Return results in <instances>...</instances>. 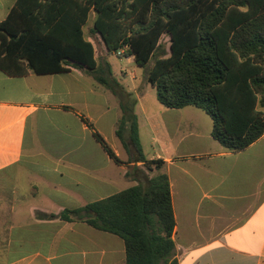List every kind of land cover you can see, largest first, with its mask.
I'll use <instances>...</instances> for the list:
<instances>
[{"label":"crops","instance_id":"1","mask_svg":"<svg viewBox=\"0 0 264 264\" xmlns=\"http://www.w3.org/2000/svg\"><path fill=\"white\" fill-rule=\"evenodd\" d=\"M16 2L0 0V22ZM95 18L92 10L84 31L96 49ZM103 46L98 66L112 71L119 95L72 63L49 74L0 69V264H125L120 237L37 213L82 208L159 173L171 187L179 264H264V135L245 150L227 149L205 110L165 107L147 74L134 70L127 83L130 73L115 69ZM132 101L142 152L163 160L160 170L148 172L129 134L128 146L117 134Z\"/></svg>","mask_w":264,"mask_h":264},{"label":"trees","instance_id":"2","mask_svg":"<svg viewBox=\"0 0 264 264\" xmlns=\"http://www.w3.org/2000/svg\"><path fill=\"white\" fill-rule=\"evenodd\" d=\"M92 10L93 33L109 52L124 50L139 67L152 62L148 80L165 107L205 110L213 120V138L235 152L264 135V0H17L0 22V69L25 76L64 72L72 63L119 95V83L111 70L107 74L98 66L84 31ZM164 35L169 49L161 43ZM134 102L123 105L117 134L126 146L129 134L148 172L160 170L164 161L142 152ZM95 136L121 164L105 139ZM37 216L84 221L120 237L125 264H179L165 173L85 207Z\"/></svg>","mask_w":264,"mask_h":264},{"label":"rangeland","instance_id":"3","mask_svg":"<svg viewBox=\"0 0 264 264\" xmlns=\"http://www.w3.org/2000/svg\"><path fill=\"white\" fill-rule=\"evenodd\" d=\"M87 36L90 34L89 32H86ZM94 43L96 45V55L97 58L101 59L105 56V50H104V46H103V41L100 35L94 36ZM161 43H163L164 45H166L167 49H169L170 46V38L168 35H164L162 37ZM104 52V54H103ZM124 52V50L122 51ZM121 57H125L124 53L119 54V53H114L111 54V62L113 63L115 69H119L121 67H123L124 70L128 71V73H130L129 75V80L127 81V83H130V79H131V72L138 71L140 72L141 76L142 74L146 75L148 73V70L150 69V67L152 66V62L149 63L146 67H140V69L136 68L133 64L130 65L127 63V61ZM155 94V92H154Z\"/></svg>","mask_w":264,"mask_h":264},{"label":"built area","instance_id":"4","mask_svg":"<svg viewBox=\"0 0 264 264\" xmlns=\"http://www.w3.org/2000/svg\"><path fill=\"white\" fill-rule=\"evenodd\" d=\"M123 50H121V51H119V54H122V53H124V52H122Z\"/></svg>","mask_w":264,"mask_h":264}]
</instances>
